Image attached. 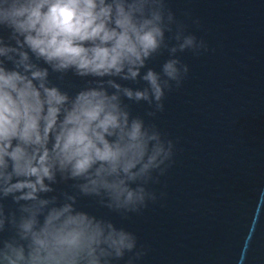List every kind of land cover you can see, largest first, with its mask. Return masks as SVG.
I'll return each instance as SVG.
<instances>
[{
  "label": "clouds",
  "instance_id": "obj_1",
  "mask_svg": "<svg viewBox=\"0 0 264 264\" xmlns=\"http://www.w3.org/2000/svg\"><path fill=\"white\" fill-rule=\"evenodd\" d=\"M185 31L166 0H0V234L10 232L0 264H113L128 253L134 264L143 255L134 233L76 205L94 197L126 216L156 199L148 185L174 145L125 100L146 102L148 117L163 111L165 90L189 71L177 53L204 47ZM164 50L161 71L143 72ZM69 71L86 81L74 95L51 78ZM61 181L74 192L49 195Z\"/></svg>",
  "mask_w": 264,
  "mask_h": 264
},
{
  "label": "water",
  "instance_id": "obj_2",
  "mask_svg": "<svg viewBox=\"0 0 264 264\" xmlns=\"http://www.w3.org/2000/svg\"><path fill=\"white\" fill-rule=\"evenodd\" d=\"M204 47L178 52L188 66L179 87L165 90L163 111L125 100L174 145L167 171L148 189L139 212L126 216L79 196L77 209L111 219L137 237L134 264H264V0H166ZM172 33H166L171 37ZM175 44V40L170 41ZM164 50L143 69L161 71ZM54 83L74 95L85 79L69 71ZM142 88L139 83L120 81ZM59 182L49 195L74 192ZM15 207L11 198L5 201ZM10 232L0 234L7 238ZM128 253L113 264H127Z\"/></svg>",
  "mask_w": 264,
  "mask_h": 264
}]
</instances>
